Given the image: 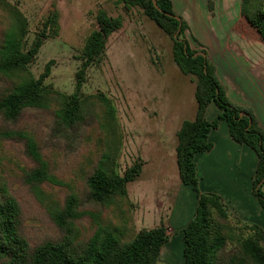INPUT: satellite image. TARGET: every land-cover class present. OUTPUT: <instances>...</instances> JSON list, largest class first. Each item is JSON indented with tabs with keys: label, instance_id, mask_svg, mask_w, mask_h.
Listing matches in <instances>:
<instances>
[{
	"label": "trees",
	"instance_id": "16d2710c",
	"mask_svg": "<svg viewBox=\"0 0 264 264\" xmlns=\"http://www.w3.org/2000/svg\"><path fill=\"white\" fill-rule=\"evenodd\" d=\"M118 2L128 10H141L172 40L177 66L195 83L197 115L193 121H184L181 125L176 148L181 183L190 186L198 198L196 214L182 230L184 264H264V229L253 224L235 227L222 198L201 192L194 162L196 154L212 149L210 132L226 122L233 140L249 147L258 157L252 187L264 210V130L250 110L228 98L206 52L191 48L186 38L189 26L175 13L171 0ZM240 16L236 31L264 45V0H240ZM96 21L98 27L87 39L80 56L82 64L76 73L75 91L68 96L44 85L51 74L52 62L38 79L30 68L45 40L58 36L59 12H50L42 32L26 46L30 32L28 19L16 5L0 0V117L6 127L3 133L8 139L24 142L25 155L32 163L26 171L25 182L41 204L46 200L45 185L63 186L64 183L52 173L50 159L41 150L39 141L13 128L22 115L29 110L52 112L54 135L69 141H76L89 125L88 119L95 117L103 135L101 155L85 178L84 199L69 194L62 203L53 202L47 207L59 232L56 238L32 244L23 225L22 204L9 185L0 182V264H158L163 247L171 239L170 226L161 224L124 240L96 215L82 210V206L108 209L127 200L128 184L142 173L141 163L134 164L124 176L117 173L116 158L121 151L122 135L116 108L104 95L82 93L87 71L102 61L109 37L123 27L120 16L111 17L103 9L99 10ZM212 103L220 113L208 122L205 112ZM96 106L101 109L100 115L95 112ZM88 216L94 221L95 229L89 236L80 238L78 224Z\"/></svg>",
	"mask_w": 264,
	"mask_h": 264
},
{
	"label": "rangeland",
	"instance_id": "374dc122",
	"mask_svg": "<svg viewBox=\"0 0 264 264\" xmlns=\"http://www.w3.org/2000/svg\"><path fill=\"white\" fill-rule=\"evenodd\" d=\"M116 1L8 0L28 19L30 32L26 46L42 32L50 12H59L58 36L45 40L30 68L38 79L46 65L52 62L51 74L44 80V85L68 96L75 91L76 73L82 64L80 56L85 43L98 27L99 6L111 17L123 19V27L108 39L105 57L87 71L82 93L85 96L104 95L116 108L122 135L121 151L116 158L117 173L124 176L136 163L142 164V173L135 182L128 184L127 200L108 209L82 206V210L96 215L103 225L109 226L124 240L133 238L141 230H151L161 224L170 226L171 239L163 247L158 264H184L180 224H185L187 216L168 215V208L174 212L178 199L181 203L185 196L181 191L183 184L170 151L165 150L162 154L157 150L156 154L151 149L153 144L166 143L176 119L178 122L182 118L184 121L192 119L197 109L195 83L177 66L172 40L141 10H128ZM172 1L178 16L185 17L190 24L186 38L200 51L205 49L194 39L202 43L213 39L212 31L219 30L220 25L224 27L222 34L229 36L230 23L234 20L227 24L231 19L227 16H231L233 8L238 9L239 5V0ZM218 23L221 24L217 26ZM95 112L100 115L99 106L95 107ZM88 120L89 125L83 128L76 141L54 135L52 112L26 111L13 127L39 141L41 150L50 159L52 173L64 183L63 186L45 185L46 200L41 204L25 182L26 171L32 167L25 155V144L20 139L5 137L6 127L0 117V182L7 183L22 204L23 225L32 244L59 236L47 210L49 205L62 203L69 194L84 199L85 178L101 155L103 137L96 118ZM161 161H164L163 167L159 165ZM230 220L235 227L246 225L234 217ZM95 226L90 216L81 220L78 224L80 238L89 236Z\"/></svg>",
	"mask_w": 264,
	"mask_h": 264
},
{
	"label": "crops",
	"instance_id": "0c3cea01",
	"mask_svg": "<svg viewBox=\"0 0 264 264\" xmlns=\"http://www.w3.org/2000/svg\"><path fill=\"white\" fill-rule=\"evenodd\" d=\"M173 7L176 13L174 3ZM100 9L103 7L99 6ZM231 16H227L231 18L227 24L234 20V23L229 22L231 24L229 36L222 34L221 30L223 31L224 27L219 26L221 23H218L220 31L211 30L214 33V38L203 42L206 45L198 39H194V42L205 49L203 51L206 52L209 62L215 67L218 80L231 102L250 110L258 125L264 130V45L236 31L241 21L240 0L238 9L234 10L233 8ZM183 20L187 24L189 23L185 17ZM190 46L193 50L201 52L191 43ZM219 113L216 104L212 103L206 109L205 120L212 122ZM192 115V119L188 121H193L196 118L197 109ZM182 119L179 122L176 119L169 137L166 138V143L153 144L151 149L156 154L157 150L162 154L165 153V150H169V154L172 155V160L176 164L177 133L184 122ZM209 142L213 146L212 149L206 153H198L194 157L201 192L220 196L231 217L264 229V210L253 195L252 187L258 165L256 153L249 147L233 140L226 122H221L217 129L210 132ZM159 165L163 167L164 161H161ZM182 186L181 191L185 196L182 197L181 203H179L180 198L178 199V204L174 207L175 214L168 208L170 211L168 215L187 216L185 224H180L181 230L194 217L198 207V198L193 189L190 186ZM185 197L186 202H184Z\"/></svg>",
	"mask_w": 264,
	"mask_h": 264
},
{
	"label": "water",
	"instance_id": "95a60500",
	"mask_svg": "<svg viewBox=\"0 0 264 264\" xmlns=\"http://www.w3.org/2000/svg\"><path fill=\"white\" fill-rule=\"evenodd\" d=\"M154 5H155V7H157V2L156 1H154ZM179 21L181 20L179 17H176ZM197 55H203L204 56V54H202V53H198Z\"/></svg>",
	"mask_w": 264,
	"mask_h": 264
}]
</instances>
